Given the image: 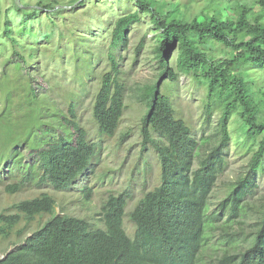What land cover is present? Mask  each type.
<instances>
[{"label":"trees","instance_id":"obj_1","mask_svg":"<svg viewBox=\"0 0 264 264\" xmlns=\"http://www.w3.org/2000/svg\"><path fill=\"white\" fill-rule=\"evenodd\" d=\"M130 1L139 10L116 21L111 48L125 40L127 30L140 19L141 12L148 13L161 30L156 52L163 67L157 81L140 89V98L146 106L140 123L142 146L151 145L155 149L160 172L158 184L145 193L128 215L135 224L134 235L128 236L123 225L129 197L126 191L108 196L101 210L103 227L91 225L85 218L55 214V199L42 193L19 202L13 207L16 213L0 214V236L6 238L13 230L18 236L23 234L25 227L16 226L21 220L20 213L28 221L35 216H52L13 251L5 253L0 264H197L208 236L206 225L217 219V214H208V197L226 164L232 114L240 124V136L248 145L250 159L247 171L230 184L218 211L227 212L230 219L236 218L244 212L243 200L255 193V174L264 171V10L254 14L248 2L235 0L234 19L211 16L187 21L174 15L173 7L163 9V0ZM37 3V6L24 3L29 8L13 6L21 16L20 23L12 28L6 22L3 32L14 48L10 60L17 58L26 68L31 59L23 53L31 52L37 41L38 47L41 46L40 38L34 36L38 29L33 23L42 11H46L45 15L66 11L56 6L57 0ZM257 3L264 8V0ZM23 15L32 24L22 21ZM15 33L26 36L27 44L14 37ZM142 44L141 41L136 47L137 53ZM175 45L179 49L176 67L168 62ZM215 50L229 51L231 56L216 59ZM109 60L110 70L102 75L92 111L99 132L110 137L118 129L123 114L125 84L119 78L112 54ZM179 73L206 86L207 118L214 110L220 111L214 134L217 142L202 157L195 152L197 142L190 126L175 111L170 99L172 92L169 97L163 91L167 78L175 83ZM259 83L263 86H258ZM29 85L35 97L37 89L44 87L34 83L33 78ZM55 115L61 133L55 140L33 149L39 159L37 185L61 191L81 182L94 162L97 148L79 124L73 102L65 113ZM196 155L198 164L194 166ZM30 176L7 185L5 191L17 192L30 182ZM90 191L84 188L86 199ZM236 234L237 231L224 236L232 244ZM250 238L249 244L238 251L225 249L215 264H264V209Z\"/></svg>","mask_w":264,"mask_h":264},{"label":"rangeland","instance_id":"obj_2","mask_svg":"<svg viewBox=\"0 0 264 264\" xmlns=\"http://www.w3.org/2000/svg\"><path fill=\"white\" fill-rule=\"evenodd\" d=\"M38 1L52 0H0V214H14L17 210L13 207L19 202L48 193L56 201L55 214L85 218L91 225L103 227L101 210L108 196L126 191L129 197L123 225L132 238L135 224L128 215L159 182L160 164L156 151L151 145L142 146L140 123L146 106L140 98V89L157 81L162 72L156 52L161 30L152 23L148 13L141 12L140 19L127 30L125 40L111 48L116 21L139 10L138 6L130 0H57L59 5H55L66 11L58 15H49L51 12L45 15L46 11H42L33 23L38 29L33 32L34 36L40 38L41 46L38 47L37 41L31 52H22L31 59L26 68L19 59L10 60L14 48L3 32L6 22L12 28L20 23L21 16L13 6L29 8L24 3L37 6ZM171 1L172 4H167L163 0L161 7L166 10L173 7L174 15L187 21H201L211 16L219 20L235 18V0ZM240 1L248 2L254 14L264 10L257 0ZM24 20L26 16L23 15ZM26 22L32 24V20ZM45 33H49V37ZM14 37L27 42L24 35L15 33ZM141 41L143 46L137 53L136 47ZM109 54L114 56L119 78L125 84L123 114L118 129L110 137L99 132L92 111L102 75L110 70ZM178 55L175 45L168 58L170 65L176 67ZM213 56L216 59L230 57L231 52L215 50ZM32 78L34 83L44 86L37 89L36 97L30 90ZM164 83L163 91L169 97L172 92L170 99L175 111L190 126L197 142L195 152L202 157L217 142L214 134L220 111L214 110L206 117L207 88L196 78L179 73L175 83L169 78ZM71 102L76 106L79 124L97 149L94 162L81 182L55 191L51 186L37 185L39 159L33 147L58 137L62 127L55 113H65ZM231 118L226 164L208 197V214H217V219L206 225L208 236L197 256V264H215L225 249L238 251L249 244L264 209V171H261L255 174V193L243 200L241 215L230 219L227 212L218 211V204L226 196L230 184L247 171L250 159L248 145L240 136V124L235 115ZM197 164L196 155L194 166ZM29 174L30 182L24 183L17 192L5 191L7 185L19 183ZM85 187L91 190L87 199L83 194ZM20 215L16 226L25 227L24 232L18 236L13 230L8 238L0 236V257L15 249L52 217L35 216L28 221L23 213ZM236 231V239L231 244L224 235Z\"/></svg>","mask_w":264,"mask_h":264},{"label":"water","instance_id":"obj_3","mask_svg":"<svg viewBox=\"0 0 264 264\" xmlns=\"http://www.w3.org/2000/svg\"><path fill=\"white\" fill-rule=\"evenodd\" d=\"M13 250H14V249H13ZM13 250H11V251H13ZM11 251H8L7 254L10 253ZM3 257H5V256L0 257V259H2Z\"/></svg>","mask_w":264,"mask_h":264}]
</instances>
